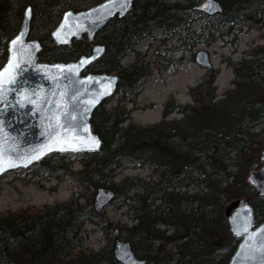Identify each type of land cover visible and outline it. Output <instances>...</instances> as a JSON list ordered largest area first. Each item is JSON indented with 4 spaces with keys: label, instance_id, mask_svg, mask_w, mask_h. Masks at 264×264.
Listing matches in <instances>:
<instances>
[{
    "label": "trees",
    "instance_id": "1",
    "mask_svg": "<svg viewBox=\"0 0 264 264\" xmlns=\"http://www.w3.org/2000/svg\"><path fill=\"white\" fill-rule=\"evenodd\" d=\"M100 1V0H97ZM201 0H136L125 17H115L103 30L99 42L106 43L104 54L88 66L91 72L120 74L117 93L135 101L137 92L126 91L150 74L149 62L140 55L128 66L121 60L135 51L136 42L159 27L166 31L186 27L199 14L205 19L206 40L230 35L244 26L264 27V0H220L224 10L207 16L193 9ZM39 2V3H38ZM63 0H0V63L7 56L11 38V17L17 6L21 18L27 4L41 7L48 24H56ZM48 41L52 39L46 37ZM40 59L69 61L86 53L75 40L69 46L45 44ZM91 43L87 42L90 46ZM139 54V52H138ZM232 86L217 97L214 84L217 70L210 67L205 78L190 88L192 102L168 100L162 118L149 125L130 121V111L106 102L93 113V129L102 138L97 152L80 154L82 170L71 167L67 154L41 161L49 175L71 174L91 187V196H78L48 205L31 213L26 210L0 212V264H99L114 259L113 245L124 235L148 264H228L240 237L230 233L224 213L226 204L251 195L258 221L264 220V196L255 195L245 179L251 166L260 164L264 149V43L233 63ZM173 111L180 117L166 119ZM259 126V130L255 128ZM149 164L156 179L126 178L116 187L115 200L130 208L134 223L120 225L96 216L92 205L91 181L106 173L115 174L126 166ZM237 166L242 176L229 169ZM102 184V183H101ZM114 188V185L103 182ZM194 185V190L189 188ZM87 221L100 224L108 241L99 250L73 249L81 241ZM221 235L219 246L212 237ZM175 245L176 254L170 253Z\"/></svg>",
    "mask_w": 264,
    "mask_h": 264
},
{
    "label": "water",
    "instance_id": "2",
    "mask_svg": "<svg viewBox=\"0 0 264 264\" xmlns=\"http://www.w3.org/2000/svg\"><path fill=\"white\" fill-rule=\"evenodd\" d=\"M135 1L100 0L85 8H67L50 36L56 45H70L73 40L81 39L90 42L113 18L129 14L134 9ZM193 9L214 16L222 12L224 6L220 0H201ZM32 20L33 9L29 4L22 13L17 33L8 42L7 57L0 67V150L16 165L11 168L5 165L6 170L0 172V177L10 171L26 169L54 153L99 151L102 138L93 130L91 118L101 104L115 95L120 81L117 72H84L104 54L105 43H95L90 53L81 54L74 60H41L43 45L40 39L29 38ZM18 36H21V41L13 45L11 42ZM9 61L13 65L11 68ZM195 61L204 68L213 65L211 54L205 48L196 52ZM57 65L63 67L57 68ZM69 66H72L71 71ZM6 68L8 72H5ZM61 112L64 114L61 115ZM52 113L60 116L62 124L71 125L67 133L59 130L60 137L70 139L72 144L78 145L79 150L53 142L55 134L50 136L48 129V117ZM77 137L79 140L75 139ZM80 140L84 143H80ZM93 141H98V146ZM62 147L67 150L62 151ZM40 152L43 155L31 163L22 159L39 155ZM261 160L263 164L259 169L250 170L248 181L254 186L256 194L264 196V150ZM115 195V190L110 187H98L92 201L95 212L101 214ZM224 213L231 234L240 237L228 264H264V255L259 251V233L264 229V220L256 221L250 198L240 197L227 203ZM246 220L251 221L249 231H238ZM213 243L220 245V238L215 236ZM113 255L120 264H147V260L139 257L131 242L125 238L115 240Z\"/></svg>",
    "mask_w": 264,
    "mask_h": 264
},
{
    "label": "rangeland",
    "instance_id": "3",
    "mask_svg": "<svg viewBox=\"0 0 264 264\" xmlns=\"http://www.w3.org/2000/svg\"><path fill=\"white\" fill-rule=\"evenodd\" d=\"M63 2V9H80L96 3L97 0H63ZM41 7L33 6V20L29 38L45 40L44 43L50 45L53 41H48L46 37H50V31L57 23L48 24L46 19L43 18ZM19 8L20 6H17L14 15L11 17V36L17 33L20 25L21 18L18 17L19 13H17ZM194 16L186 27H180L172 31H166L164 28L159 27L151 35L144 36L136 42L135 51H131L123 57L121 64L128 66L140 55L143 60L149 62L150 74L138 81L133 88L125 87L126 91L133 90L137 92L135 101L121 98L120 92H118L106 103L107 108L120 104L130 111L131 122L143 126L157 122L162 118L164 106L168 100H174L178 103L192 102L190 88L202 81L209 70L195 61L196 52L203 48L210 52L212 68L217 70L214 81L217 86V97L225 94L232 86L233 63L247 56L255 46L264 43V27L244 26L241 29H236L230 35L218 37L208 42L206 40L207 31L203 30L205 19L199 14ZM262 18L264 19V13ZM59 19H56L57 22ZM111 29L110 26L105 31L100 32L96 39L100 40L103 32L106 35L110 34ZM91 46L92 44L89 46L84 41L78 47L85 52H89ZM2 64L3 62L0 63V66ZM85 71L87 72L88 69ZM180 116L181 113L173 111L166 119ZM259 129V126L255 128V130ZM262 150L259 156L260 164L256 167L251 166L250 170L259 169L262 166ZM54 154L60 155L61 153ZM54 154L49 156L58 158L59 155ZM67 155L71 157L72 169L82 170L84 168L80 160V153H68ZM237 168L234 165L229 167V169L235 171L236 176H242V172ZM249 171L246 172V180H248ZM126 178H141L147 181L156 179L157 174L152 171L149 164L136 167L126 166L115 174L105 172L103 176L100 175L98 179L91 181L90 184L94 186L95 192L98 187L104 185V181H108V183L114 185V188L107 187L116 191V187L121 185ZM195 187L192 185L189 189L194 190ZM75 196H78L81 201L86 200L91 196L90 185L82 183L71 174L49 175L48 169L42 165L41 161L26 169L10 171L0 177L1 213L18 210L36 213L48 205L63 203ZM96 216L101 220L108 219L120 225L134 223L130 208L124 201H112L101 214H96ZM80 235L81 241L73 249L74 254L78 249H83L86 252L99 250L108 241L105 229L100 224L91 221L85 223ZM215 236H218L220 240L222 239L219 234L213 237ZM117 237H124V235ZM169 249L170 253L176 254L175 245L172 244ZM99 264L113 263L110 259H103Z\"/></svg>",
    "mask_w": 264,
    "mask_h": 264
},
{
    "label": "snow or ice",
    "instance_id": "4",
    "mask_svg": "<svg viewBox=\"0 0 264 264\" xmlns=\"http://www.w3.org/2000/svg\"><path fill=\"white\" fill-rule=\"evenodd\" d=\"M22 35L23 34H21V36ZM21 36H18L11 43L13 45H16L17 43H19L21 41ZM11 67H13V65H12V62L9 61V68H11ZM55 67L61 68L63 66L57 65ZM69 70L70 71L72 70V66H69ZM5 72H8V68L5 69ZM89 79H91V78H89ZM101 94L103 95V94H106V93H101ZM29 102L35 103V101H31V100ZM63 114L64 113L61 112V115H63ZM48 120H49L48 129H50L49 135L51 136L52 134H55V138H54V141H53L54 143H60V144H63V145H69L72 148V150H79L78 145L77 144H72L70 139H63V138L60 137L59 130H64L65 133H67L68 128L71 127V125H67L66 126V124H62L61 121H60V116L56 115L55 113H52L48 117ZM52 121H54V123ZM85 131H87V129H85ZM75 139L79 140L78 137L75 138ZM79 142L80 143H84V141H82V140H80ZM98 143H99L98 141H93V144L96 145V146H98ZM48 150L50 151L51 148H49ZM61 150L64 151V150H67V149L62 147ZM34 152H35V150H34ZM40 155H43V152H40L39 155L33 154L31 156V158L24 157L22 159H27V162L31 163V161L33 159H39ZM5 165H7V167H9V168L16 166L15 163L13 162V160L10 157H6L4 152L2 150H0V172H3V171L6 170L5 169ZM250 224H251V221L250 220H246L244 222V224L238 229V231H242L244 233H247L249 231ZM259 235L261 237L259 251L261 252L262 255H264V229L260 230ZM250 239H252V237H250Z\"/></svg>",
    "mask_w": 264,
    "mask_h": 264
}]
</instances>
